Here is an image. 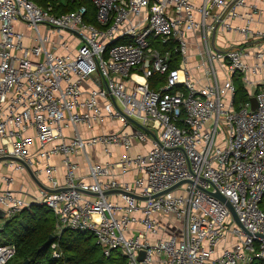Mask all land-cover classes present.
<instances>
[{"label": "built area", "instance_id": "obj_1", "mask_svg": "<svg viewBox=\"0 0 264 264\" xmlns=\"http://www.w3.org/2000/svg\"><path fill=\"white\" fill-rule=\"evenodd\" d=\"M92 2L99 26L0 0V164L40 180L2 176L5 220L45 206L126 264L264 263V0Z\"/></svg>", "mask_w": 264, "mask_h": 264}, {"label": "trees", "instance_id": "obj_2", "mask_svg": "<svg viewBox=\"0 0 264 264\" xmlns=\"http://www.w3.org/2000/svg\"><path fill=\"white\" fill-rule=\"evenodd\" d=\"M36 4L49 8L55 14H63L77 10L81 6L87 8L85 22L99 26L95 14L96 7L92 0H32ZM176 66V64H173ZM165 75L156 74L150 78V86L155 89L164 84ZM237 92L235 106L249 101V93L241 80H236ZM56 219L45 206L32 204L28 209L19 212L14 218L6 221L0 227V244L13 243L17 254L12 264H23L30 260V264H126L123 256L113 254L105 257L94 237L88 233L73 229H65L60 238L55 236ZM58 242L62 253L61 258H54L50 240ZM253 264H264L256 261Z\"/></svg>", "mask_w": 264, "mask_h": 264}, {"label": "crops", "instance_id": "obj_3", "mask_svg": "<svg viewBox=\"0 0 264 264\" xmlns=\"http://www.w3.org/2000/svg\"><path fill=\"white\" fill-rule=\"evenodd\" d=\"M19 26V29H25L23 26L21 25H17ZM109 127V126H108ZM99 129V128H98ZM115 149V152H116V155H115V158L118 159L120 157V154H121V151L117 148H113ZM138 149V148H137ZM90 153L95 157V158H98L102 161H105L107 160V158L104 156V154L101 153V148L100 147H96V148H90L89 149ZM139 151V150H137ZM136 152V150H134V153ZM77 161H80V164H81V171L83 173H87L88 171V166L86 164V162L82 159V158H76ZM55 162V161H54ZM13 173L14 175V185H13V188L16 189V190H19L21 188V185L23 183H26V184H32L31 182V179L34 180V178L32 177L30 171H28V173H22V172H17V171H13L12 168H9L8 166H5L3 164H0V191L4 188V184H3V181H2V176L5 175V174H9V173ZM45 177L42 176L40 179L42 181H44ZM35 181V180H34ZM40 181V180H39ZM40 183V182H39ZM32 191H34L33 187H32ZM19 196H21V194H18ZM23 197V196H22ZM6 222L5 219H0V224L3 226V224Z\"/></svg>", "mask_w": 264, "mask_h": 264}, {"label": "water", "instance_id": "obj_4", "mask_svg": "<svg viewBox=\"0 0 264 264\" xmlns=\"http://www.w3.org/2000/svg\"><path fill=\"white\" fill-rule=\"evenodd\" d=\"M251 102H252V109L255 110V109H256V106H257V98H256V97H252V98H251ZM0 161H1V160H0ZM28 169H29V171H30L32 177L34 178V180H35L37 183H39L38 179H37L36 176L33 174V172L31 171V169H30V168H28ZM215 196H217L218 198H220L222 201L226 202L227 206L230 208V210H231L232 213L234 214V216H235V218H236L238 224H239L240 226H242V224L240 223V221H239V219H238V217H237V214L235 213V211H234L232 205L230 204V202H228V201L226 200V198L223 197L219 192H216V193H215ZM0 219H5V213H4L3 211H1V210H0ZM242 227H243V226H242ZM243 228H244V227H243ZM50 240L53 241V236H51ZM23 264H30V260H26Z\"/></svg>", "mask_w": 264, "mask_h": 264}, {"label": "rangeland", "instance_id": "obj_5", "mask_svg": "<svg viewBox=\"0 0 264 264\" xmlns=\"http://www.w3.org/2000/svg\"><path fill=\"white\" fill-rule=\"evenodd\" d=\"M27 33L30 34V30H27ZM32 34H33V36H34V35H35V32L32 33ZM25 41H26V40H25ZM122 42H125V40H122L121 43H122ZM31 188H32V186H31ZM116 254H117V253H116ZM118 255H119V254H118Z\"/></svg>", "mask_w": 264, "mask_h": 264}]
</instances>
